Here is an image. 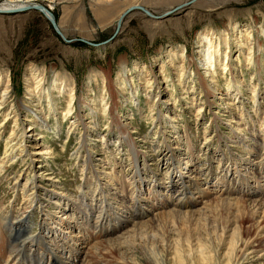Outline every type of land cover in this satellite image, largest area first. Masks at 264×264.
I'll return each instance as SVG.
<instances>
[{
    "label": "rangeland",
    "instance_id": "374dc122",
    "mask_svg": "<svg viewBox=\"0 0 264 264\" xmlns=\"http://www.w3.org/2000/svg\"><path fill=\"white\" fill-rule=\"evenodd\" d=\"M32 1L52 14L58 31L66 40H84L98 45L112 37L119 16L132 6L161 16L192 0ZM5 2L0 0V5ZM208 61L213 68H208ZM121 65L125 67L124 73ZM227 87H231L232 92L226 91ZM208 88L215 90L214 95L205 96ZM253 98L261 102L263 117L264 0H196L160 20L133 11L123 20L112 42L97 48L75 41L64 43L34 10L0 14L2 214L14 211V216L15 210H20L22 192L19 189L31 173L36 177L38 196L42 195L40 206L29 214V233L42 238L51 248L58 242L59 249H65L61 254L63 258L69 255L72 243L78 244L75 249L78 254L69 256L74 263L67 261L69 264H148L144 253L153 247L160 253L162 264H225L228 251L224 244L217 256L210 253L217 245L206 248V251L210 248L209 254H196L198 248L193 244L197 242L192 238H201L196 246L205 243L208 246L204 238L208 236L210 225L192 211L208 215V222L214 226L216 216L212 208H217V204L231 203L219 213L227 211L237 217L236 206L245 200L248 203L256 200L255 194L247 193L253 192L252 180L250 183L247 180L249 187L244 192L241 184L236 183L238 190L234 186L231 189L236 190L230 192L229 184H223L226 178L232 179L227 174L234 169L240 178H247L250 170H261L264 166V145L259 148L254 141V134H259L260 128ZM31 113L40 121L46 119V127L40 128L39 121L33 124ZM115 123L124 127V133L133 143L136 164L144 176L142 190H139L143 194L146 188L144 198L148 197L147 190H152L161 195L158 200L167 199V186L169 191L172 188L165 173L171 170L168 163L171 165L174 161H177L174 168L193 173L195 193L199 188L207 189L202 192L205 197L194 199L197 202L194 207L173 208L163 203L157 210L148 212L147 209L149 216L141 218L139 215V219L134 217L132 222L130 211L146 209L148 203L131 206L128 197H124L128 194L122 192L121 185L134 181V165L127 143L117 135ZM20 129L28 132L26 146L31 153V159L24 164L16 160L13 163L12 158L4 154V145ZM81 131L85 132V137ZM260 134L264 137V132ZM82 138L87 144L79 159L74 156ZM38 150L41 155L34 154ZM86 155L89 166L85 167L89 170L82 172ZM96 178L100 180L94 189L90 185ZM115 183L119 187L117 191L112 190ZM263 184L259 182L260 186ZM191 186L188 188L193 191ZM80 190L89 196L84 201L85 206H99L104 200V209L111 221L114 214L125 211L124 220L131 216V223L112 235L98 234L92 238V235L77 234L76 227L84 225L79 219L82 215H77V226L73 227L76 230L72 234L77 238L67 239L70 238L67 228L71 225L68 222L75 216L71 213L73 203L76 213L83 204L79 201ZM239 190L243 194H237ZM60 198L65 199L62 203H67L68 207L54 204ZM150 201L156 203V199L150 198ZM171 201L176 204L173 196ZM93 207L90 209L97 216L99 213ZM168 210H176L183 217L170 218L163 225L156 215ZM254 220L264 225V213L258 211ZM139 222L142 224L137 228L131 227ZM239 225L245 229L248 221L239 219ZM120 234L126 235L127 250L124 245L119 249L113 244L107 249L106 241ZM190 248L194 249V256ZM248 252L252 254L250 257H259L255 264H264V239L257 237ZM0 255V264H3L7 256L4 258L2 235Z\"/></svg>",
    "mask_w": 264,
    "mask_h": 264
},
{
    "label": "bare ground",
    "instance_id": "6f19581e",
    "mask_svg": "<svg viewBox=\"0 0 264 264\" xmlns=\"http://www.w3.org/2000/svg\"><path fill=\"white\" fill-rule=\"evenodd\" d=\"M34 2L35 1H32V0H6V2L4 4L0 5V11L7 12L6 14H12V13L24 8V7L25 8L35 7V5H37V4ZM3 8H5V9H3ZM43 9H44L45 13H49L45 8H43ZM35 12H38L41 16H44V14L40 13L39 11H35ZM168 17L169 16H167V18ZM205 42H207V40ZM208 48H209V46H208ZM209 56L212 57L211 54ZM211 61H212V59H211ZM208 63H209L208 68H213V66H211L212 63L210 61H208ZM121 69L124 73L125 67H123L121 65ZM205 70H207V68H205ZM231 87H227L226 91H228L229 93L232 92V90H230ZM130 91H132V90H130ZM214 92H215V90L208 88L207 94H205V96L207 97V95H214ZM216 92L221 93L218 90H216ZM132 101H135L134 97H132ZM252 101L255 104V107L253 110L255 112V115H257V119H258L257 123H258V126L260 128L259 134L258 133L254 134V141H257V143L259 144V148H262V146L264 145V137H261L260 133L264 132V116L263 117L261 116L262 115L261 114V102H258L256 100V98H253ZM134 105L137 108L138 105L136 102L134 103ZM150 108L152 109V111H156V108H153V106H150ZM111 109H112V111H114V110L116 111V108H114V109L111 108ZM24 110L28 113L32 112L27 108H24ZM93 111H91V114L95 115ZM171 112L173 113L174 111H171ZM31 114H32L31 116L33 119V124L39 121V125H40L39 127L40 128L46 127V125L44 124L46 122V119L44 120L45 122L43 120H42L43 121L42 122L39 120V117L36 114H34V113H31ZM154 118L155 117H153V119ZM156 119H157V121H159V117ZM113 121H114V119H113ZM28 122L30 123L31 120H28ZM78 122H81V121H78ZM252 122L255 123L254 120ZM115 129H116L118 137H120V140H122L124 143H127L129 152L132 156V158H131L132 163L134 165V181H132V182L128 181L126 186L121 185V188L123 190V191L122 190L121 191L122 192L126 191L128 196H124V197L125 198L128 197L127 200L131 206L133 204H136L138 206L139 203H141V202H144V205H146L145 203H148V205H146V206H148V208H146V209L143 208L140 211L135 210L137 213H134L135 212L134 210H133L134 212L130 211L129 214L132 215V217H133V219H131V216H130V219L132 220V222L136 218L139 219V215H141V218H142V217H145L148 214V212H151L154 208H156V210H157L159 206L163 205V203L165 205L170 204V205H172L173 208H175V207L176 208H183L182 206L187 208V207H194V205L197 203L194 199H198L200 196L205 197L204 193H202V192H204V190H207V189H205V188L200 189L199 188L200 191L195 193L194 191L197 188H196V184L194 183L195 180L192 178L193 173L192 172L183 173L180 168H177V167L174 168L173 166H175L177 163V161H174V162H171V165H170V163H168L170 166L169 168L171 169L168 171L169 174H168V172L165 173V176L169 179V182L171 183L169 186L172 187V190L169 191L168 186H167L166 190L168 193L165 191L166 192L165 196L167 197V199L160 201L161 195H159V193H155L153 191L155 193L154 194L152 192V190H151L152 193L148 192L149 190H147L146 193H148V195H147L148 197L144 198L143 194H145L146 188L143 189L144 190L143 194L142 193L140 194V191H139V190H142V187H143L142 183L144 182V179H143L144 176H143L141 170H139L137 167L136 159H135L136 155H135V151L132 147L133 143L130 141V138L124 133L125 129L123 126H118L115 123ZM120 129L123 131V135L121 134ZM27 133L28 132L26 131V129H20V131L17 132V135H15L13 139L9 140L8 143L6 142V144L4 145V154H6V157L8 156L9 158H12L11 161L13 163H14V160H16L19 163L24 164V163L28 162L29 159H31V153L28 151L27 146H26V142L28 139V138H26ZM81 135H82V137H85L86 134L84 131H81ZM23 139H24V141H23ZM82 141H83L82 144H80L78 150L75 152L76 155L74 157H76V158H79V154H81L82 150L86 151L85 145L87 143H86L84 138H82ZM167 149L169 150V148H167ZM79 150H80V153H77ZM39 151L40 150H38L37 152H34V154L35 155H41V152H39ZM164 155H166V154H164ZM170 155H171L170 158H172L173 154H170ZM85 157H86V159L82 160L83 164H84L83 167H85V165L89 166V162H88L89 157L87 155ZM159 159L163 160L160 157H159ZM171 160L172 159H170V161ZM251 165L255 166L254 163H252ZM88 166H86L85 168H82L81 171L83 172L84 170H86V172H87V170H89ZM179 167H181V164ZM26 169L28 170V167H26ZM0 170H1V168H0ZM172 171L176 172V173H174V175H173ZM228 171L229 170H227V172ZM249 172H250L249 177L240 178L239 177L240 175L238 174L237 170L234 169L233 171H231L230 175L227 174V176H231L232 179L229 180L225 177L226 180H224V182H223V184L224 183L229 184V192L231 190L237 189L236 188L237 185H235L236 183L241 184L242 192H244V190L247 189V187H249V183H250L249 181L252 180V182H253V183L251 182L252 185H250L251 186L250 188L253 190V192L250 193L247 191V193L248 194H255V196L257 198L252 203H248L245 200V201H242V203L239 206H236L235 210L237 212V217H236V215L233 216V215L228 214L227 211L219 213L221 211V209H225V206H227L228 204L232 205L231 203H224V202L217 204L218 207H220L219 210H216L218 207L212 208V212H213L214 216H216V223L214 224V226H212V224H210L208 222L209 221L208 215L201 213V212L192 211V214L198 216V218H201L202 220H204V222H206L208 225H210L209 230H208V234H207L208 238L206 236L204 238V239H207L206 241L204 240V242H208L207 243L208 246H206V243L205 244L203 243L204 245L198 244V246H199L198 247V246H196V244L200 243L199 240L201 238L200 237L196 238L195 236H194V238H192L193 241L197 242L196 244H193V245H195V247L198 248V252L196 251L197 252L196 254L199 253V255H203V256L206 254H209L210 248H208V251H206V248L211 247L213 245H217V247H214L215 252H214V248L213 249L211 248V251H210V253H212L213 255H216V253H219L217 251H219L221 249V245L224 244V247H226L227 251H228L226 253V255H228V260L225 264H255V263H258L259 257H256V256L250 257V255H252V254L248 252V248H249L250 244L257 237L260 236L264 239V225H260V223L258 224V222H256L254 220V215L258 211H262L264 213V186L259 185V182H261V181L264 182V166L261 168V170L257 168L255 171L252 172L250 170ZM30 175H31V173H30ZM30 175H29L30 178L27 177L24 180L23 184L21 185V188L19 189V191L22 192V195H21V199H22L21 203L22 204H21L20 210L19 211L15 210V215L12 216V212H14V211H11V212L5 211L4 214H2V212H3L2 210H4V209L2 207H0V215L2 214V217L0 219V234L3 237L4 246H5V257L4 258H6V256H7L5 261L3 260L4 261L3 264H8V262H11V261H12L11 264H69V263H67V261L73 262V260H71L72 258L69 257L70 254H72V253L74 255L78 254L76 252L78 250L75 251V249L78 247V244L72 243L71 248L69 250V255L67 257L63 258V256H61V254L64 253L62 251L65 249L64 248L59 249V243L58 242H56L54 244L55 248H53V246L51 248L50 245H48L42 241V238L37 237V236L33 237V235H31L29 233V231H30V229H29L30 227H28V222L30 220L29 214L33 209L40 206L41 203H40L39 198L42 195L41 194L40 196H38L40 193H38L39 188L37 187V184L35 182L36 177L34 175H31V176ZM99 180L100 179L96 178L94 184L92 183L93 185L91 184L90 186L93 187L94 189H97V188H95V187H97V184H98V183L96 184V182ZM247 180L249 183L247 182ZM245 182H246V184L244 185L243 183H245ZM114 185H116V183ZM15 186L16 185L14 183L13 188H15ZM190 186L192 187L193 191H190V189L188 188ZM234 186L236 189H231V188H234ZM109 187L112 188L111 186H109ZM118 188L119 187L116 185L115 189L112 188V190L117 191ZM100 191H101V189H100ZM111 193H113V192H111ZM80 194L81 195L79 197V201H82L83 204H82L81 209H79L78 213H76V211L74 209V208H76V206H75V203H73V206L71 208V213H72V215L75 214L76 217L74 216L72 221L68 222L71 225L67 228L68 234H70V238L68 237L67 239H70L72 241L73 237L77 236V235H72L73 231L75 232L76 229H77L76 231L78 232L77 234H81L82 236H84L83 235V233H84L85 235L87 234L88 236L92 235L93 236L92 238H94L98 234H100V235H103V234L112 235L113 233H116L118 230H120L124 225L126 226V225L131 223V222H129L130 219L124 220V214H126V212L125 211L123 212L121 210H120L121 211L120 213L117 212L119 214H114L115 216H114L113 220L111 221L109 219V216H108L106 210L104 209V207H105L104 200H103V202H101V205H99V206H96L98 204L94 205V207H93V205L85 206L86 204H84V201L87 197L89 198V196H87V193L83 192L82 190H80ZM101 194H102V192H101ZM238 194L241 195L243 193H241V191H240ZM163 196H164V194H163ZM171 196H173V198L177 202L176 204H172ZM150 198L156 199V203H154L153 201L151 202ZM158 198H160V200H158ZM63 200L65 201V199H63V198L57 199V202H55L54 204L56 205L57 203H59V204H62L63 206L68 207L67 203H65V202L62 203ZM145 200H147V201H145ZM149 202H151V203H149ZM92 204H94V203H92ZM107 204H109V203L107 202ZM233 205H235V204H233ZM91 207H93L95 209V211L97 209V211L99 213V214H97V216H95L93 214V212L90 209ZM237 207H239V208H237ZM84 208H85V210H84ZM107 208H109V206ZM114 209H116V208H114ZM126 209H127V207H126ZM147 209H148V212L146 211ZM246 209H248V210H246ZM102 210H104L105 213H104V211L102 213ZM162 214H158L156 216L159 217L158 219L161 221L160 223L163 225H164L163 222L169 221L170 218H172L174 220V219L180 218L181 216L183 217V215L178 213L176 210H170V211L168 210L167 212H164L163 215ZM77 215H82V216H80V218L79 217L78 218L80 219V221L83 222L84 225H78L77 226ZM83 215H84V217H83ZM45 216H46V218H48L47 214H45ZM147 216H149V215H147ZM134 217H136V218H134ZM193 218H195V217H193ZM62 219H66V218L62 217ZM239 219H241V221L242 220L248 221V227H246L245 229H241L240 225H239ZM8 220H11V221L9 222ZM183 220H185V219H183ZM141 224H142V222L133 223L131 227L137 228ZM73 227H76V229H74ZM261 232L263 233L262 235H261ZM1 235H0V237H1ZM125 236L126 235L120 234L115 239L110 240V241H106V242H108V245L106 246V248L109 249V246L111 244H113V245H116L117 248L121 249L122 246L124 245V248L127 250V246L129 245V243L125 241ZM67 245H69V244L67 243ZM187 246H189V244ZM195 247H194V249H195ZM191 250L192 249L190 248L189 251L191 253H193V256H194V252H193V250L192 251ZM175 253H181V251L175 252ZM144 258L148 264L151 261L154 264H162L160 253L154 247L145 251ZM250 260H252V262H250ZM1 261H2V259H1ZM70 264H72V263H70Z\"/></svg>",
    "mask_w": 264,
    "mask_h": 264
},
{
    "label": "water",
    "instance_id": "95a60500",
    "mask_svg": "<svg viewBox=\"0 0 264 264\" xmlns=\"http://www.w3.org/2000/svg\"><path fill=\"white\" fill-rule=\"evenodd\" d=\"M194 1H196V0L189 1V2H187V3H185V4H183V5H181V6L177 7V8H175L174 10H172V11H170V12H167V13L161 15V16H154V15H152L149 11H147L146 9H144V8H142V7H140V6H132V7L128 8L125 12H123V13L119 16V18H118V20H117V22H116V27H115V30H114V33H113L112 37H110V38H109L108 40H106L105 42L96 45V44H91V43H89V42H86V41H84V40H73V41H75V42H81V43H83V44H85V45H87V46H89V47H92V48H97V47H100L101 45L108 44L109 42H112L113 38H114V37L118 34V32H119L123 20H124V19H125V18H126L131 12H133V11H139V12H141L142 14H144V15H145L147 18H149V19H157V20H160V19H163V18H165V17L167 18V16L173 14L174 12H176V11H178V10H182L183 8H185V7L189 6L190 4H192ZM27 10H34V11H39L40 13H43V14H44L43 17L45 18V20L50 24V26H51V28L53 29V31L55 32V34H56V35H57V36H58V37H59L64 43L68 44V43H70V42H73V41H68V40H66V39L60 34V32L58 31V28H57V26H56L55 20H54V18H53V16H52V14H51V13H45L43 7L40 6V5H35V7H32V8H25V7H24V8H22V9L16 11V12H14V13H22V12L27 11ZM6 13H7V12H2V11H0V14H6Z\"/></svg>",
    "mask_w": 264,
    "mask_h": 264
}]
</instances>
